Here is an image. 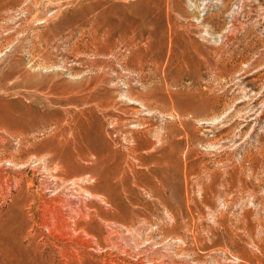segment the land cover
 Instances as JSON below:
<instances>
[{
    "label": "rangeland",
    "instance_id": "1",
    "mask_svg": "<svg viewBox=\"0 0 264 264\" xmlns=\"http://www.w3.org/2000/svg\"><path fill=\"white\" fill-rule=\"evenodd\" d=\"M0 264H264V0H0Z\"/></svg>",
    "mask_w": 264,
    "mask_h": 264
}]
</instances>
